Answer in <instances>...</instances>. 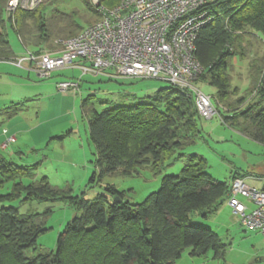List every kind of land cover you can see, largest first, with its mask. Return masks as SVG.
<instances>
[{
	"label": "trees",
	"instance_id": "16d2710c",
	"mask_svg": "<svg viewBox=\"0 0 264 264\" xmlns=\"http://www.w3.org/2000/svg\"><path fill=\"white\" fill-rule=\"evenodd\" d=\"M98 2V8L113 7L119 0ZM81 3V14H64L53 7L46 12L47 6L40 4L31 11L19 9L7 16L6 0H0V61L11 62L16 57L7 38V24L25 50L40 54L51 50L55 39L76 36L99 20L100 13L97 17L90 0ZM204 10L212 22L200 28L195 41V55L203 67L199 82L214 87L213 98L218 104H239L231 108V115L223 117L225 122L264 145V59L251 71L253 88L249 93L257 88L260 97L244 109L238 110L245 97L231 100L234 92L228 73L231 59L244 55L245 35L264 37V0H211ZM87 15L96 20L89 24ZM90 100L91 96L83 98L80 108L100 179L132 176L140 168L160 173L167 161L183 157L178 152L202 137L197 123L201 117L192 95L169 84L135 104L100 112ZM23 108L16 104L2 109L0 117L10 119ZM35 167L16 165L0 154V189L11 185L7 193L0 194V203L68 199L75 201L80 214L65 225L55 251L48 252L36 246L38 236L46 231L41 214H22L14 206L0 204V264H173L185 249L192 257L212 252L221 258L224 254L218 236L206 226L190 223L188 215L197 212L206 218L214 213L228 200L231 183L215 181L205 171L204 160L196 155L187 156L179 175H163L158 190L139 204L123 201V194L113 186H106V193L91 201L66 198L47 177L36 178ZM237 177L242 175H233L231 182Z\"/></svg>",
	"mask_w": 264,
	"mask_h": 264
},
{
	"label": "rangeland",
	"instance_id": "374dc122",
	"mask_svg": "<svg viewBox=\"0 0 264 264\" xmlns=\"http://www.w3.org/2000/svg\"><path fill=\"white\" fill-rule=\"evenodd\" d=\"M98 3V0H90L92 8L97 10V17ZM40 6H47L46 12L52 7L64 14L83 12L81 0H45ZM6 14L10 15L7 11ZM77 19L84 21L79 16ZM88 19H91L89 24L96 20L90 16ZM6 33L16 57L31 52L30 49H24L8 24ZM243 45L246 49L244 55L233 57L228 71L230 88L234 92L231 100L234 102L237 98H246L238 110L257 102L260 97L257 88L249 92L253 88L251 71L264 59V37L247 34ZM112 72L107 70L102 74L82 75L77 69H61L50 78L43 79L26 67L19 68L11 62L0 61V110L16 104L24 106L21 112L10 119L2 120L0 117V154L16 165H35L36 178L47 177L52 186L73 200L91 201L97 195L105 194L106 186H113L123 194V201L139 204L158 190L163 175H179L190 155L204 160L205 171L215 181L229 185L231 177L240 174L248 186L258 189L263 186L264 145L225 122L223 117L231 115V108H237L239 104L233 103L231 107L218 104L213 98L214 87L199 82L201 75L196 85L211 97L215 114L211 119H198L202 137L178 152L183 157L167 161L160 173H154L150 168H140L132 176L109 175L100 179L95 166L94 147L88 137L87 121L81 113V100L91 96L93 107L100 112L111 106L135 104L139 99L151 96L156 90L168 85L156 79L113 77ZM63 81H78L77 92L58 90L57 84ZM4 129L14 135L17 141L8 144L5 149L2 144L10 136L5 139ZM23 183L27 184L28 180L24 179ZM10 186L7 184L0 189V194L7 193ZM239 199L246 202L244 198ZM0 204L14 206L22 214L30 211L41 214L46 231L38 236L36 246L48 252L55 251L58 236L65 225L80 214L75 201L68 199L23 203L14 200ZM188 219L192 224L210 228L225 246L224 254L221 258H215L212 252H208L205 257H192L189 249H185L173 264H264L261 235L240 225L238 216L233 213L227 200L206 218L192 212Z\"/></svg>",
	"mask_w": 264,
	"mask_h": 264
},
{
	"label": "built area",
	"instance_id": "2783aa9c",
	"mask_svg": "<svg viewBox=\"0 0 264 264\" xmlns=\"http://www.w3.org/2000/svg\"><path fill=\"white\" fill-rule=\"evenodd\" d=\"M43 1L6 0V11H31ZM207 1L119 0L113 7L99 6L96 23L76 36L54 40L58 51H28L11 63L33 70L43 79L74 67L82 75L111 70L113 77L162 80L191 94L198 115L211 119L215 114L211 97L196 85L203 69L195 55V41L200 28L212 22L204 10ZM57 88L77 92L79 82L63 81ZM13 142L14 136L7 138L2 148ZM227 203L240 225L257 231L264 243V182L258 189L248 186L244 179H233Z\"/></svg>",
	"mask_w": 264,
	"mask_h": 264
},
{
	"label": "crops",
	"instance_id": "0c3cea01",
	"mask_svg": "<svg viewBox=\"0 0 264 264\" xmlns=\"http://www.w3.org/2000/svg\"><path fill=\"white\" fill-rule=\"evenodd\" d=\"M59 50V48L57 47V46H52L51 47V50H48L49 52H56V51H58ZM16 56V55H15ZM66 69H69V70H74V69H77V68H66ZM77 70H79V69H77ZM33 71V70H32ZM34 72V71H33ZM36 73V72H35ZM37 74V73H36ZM53 75V74H52ZM37 76H38V74H37ZM73 80V79H72ZM3 134L6 136L5 137V139L8 137V135L11 137V136H14V135H11V134H8V131L6 130V129H4L3 130ZM15 137V136H14ZM16 138V137H15ZM15 142H17V141H15ZM14 142V143H15Z\"/></svg>",
	"mask_w": 264,
	"mask_h": 264
},
{
	"label": "bare ground",
	"instance_id": "6f19581e",
	"mask_svg": "<svg viewBox=\"0 0 264 264\" xmlns=\"http://www.w3.org/2000/svg\"><path fill=\"white\" fill-rule=\"evenodd\" d=\"M237 178H239V179H243V178H240V177H237Z\"/></svg>",
	"mask_w": 264,
	"mask_h": 264
},
{
	"label": "water",
	"instance_id": "95a60500",
	"mask_svg": "<svg viewBox=\"0 0 264 264\" xmlns=\"http://www.w3.org/2000/svg\"><path fill=\"white\" fill-rule=\"evenodd\" d=\"M116 200H117V201H119V199H118V198H116Z\"/></svg>",
	"mask_w": 264,
	"mask_h": 264
}]
</instances>
